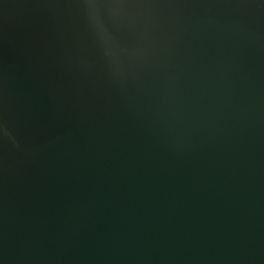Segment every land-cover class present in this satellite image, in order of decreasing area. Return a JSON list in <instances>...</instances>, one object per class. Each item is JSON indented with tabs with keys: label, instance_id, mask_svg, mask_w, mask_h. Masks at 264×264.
<instances>
[{
	"label": "water",
	"instance_id": "1",
	"mask_svg": "<svg viewBox=\"0 0 264 264\" xmlns=\"http://www.w3.org/2000/svg\"><path fill=\"white\" fill-rule=\"evenodd\" d=\"M0 264H264V0H0Z\"/></svg>",
	"mask_w": 264,
	"mask_h": 264
}]
</instances>
